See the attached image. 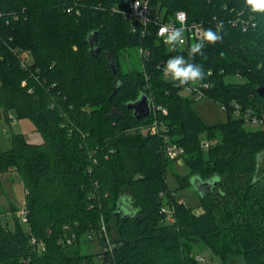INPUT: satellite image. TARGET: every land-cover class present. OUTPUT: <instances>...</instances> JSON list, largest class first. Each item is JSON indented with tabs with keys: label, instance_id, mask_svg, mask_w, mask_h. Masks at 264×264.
<instances>
[{
	"label": "trees",
	"instance_id": "obj_1",
	"mask_svg": "<svg viewBox=\"0 0 264 264\" xmlns=\"http://www.w3.org/2000/svg\"><path fill=\"white\" fill-rule=\"evenodd\" d=\"M149 3L165 18L185 11L217 39L164 43L153 22L145 29L115 11L122 0H0V115L30 118L43 136V143H29L16 134L10 149L0 146V173L14 169L28 192L31 227L26 232L17 217L12 228L0 215V264H200L193 252L201 241L224 261L242 254L246 264H264V129L247 130L232 107L264 115L256 91L264 85V10L248 0ZM95 31L102 49L96 57L88 41ZM134 46L145 51L143 67L127 71L121 57ZM177 57L201 73L195 82L209 85L208 98L229 107L226 121L209 124L183 94L195 82L165 73ZM143 94L167 110L158 114L159 134L137 132L153 121L138 120L128 107ZM164 134L184 148L190 174L178 180L211 182L200 213L168 187L175 160ZM100 220L115 246L99 263L79 243L94 230L104 241ZM66 223L76 245H59ZM31 238L46 244L42 254Z\"/></svg>",
	"mask_w": 264,
	"mask_h": 264
},
{
	"label": "rangeland",
	"instance_id": "obj_2",
	"mask_svg": "<svg viewBox=\"0 0 264 264\" xmlns=\"http://www.w3.org/2000/svg\"><path fill=\"white\" fill-rule=\"evenodd\" d=\"M29 53V52H27ZM176 59V58H174ZM173 59V60H174ZM183 60V59H182ZM121 62L124 68L127 71H131L133 69H142V60H141V52L139 47H130L128 48L121 57ZM184 64L181 65V67ZM230 81L239 80L238 77L231 76L228 77ZM184 95L190 97L189 94L183 92ZM191 98V97H190ZM195 111L198 112L209 124H218L221 121H226L228 115L226 112H223L217 102H214L210 98H204L199 101H195L193 103ZM9 120L6 118L5 113H1L0 115V146L1 150L10 149L12 146V137L16 134L21 135L26 141L29 143H43V136L41 132L35 129L34 123L27 118H14L13 111L8 112ZM13 118V120H12ZM12 120V121H11ZM10 121V122H9ZM246 123V122H245ZM244 127L247 130H260L264 129V127L257 123H246ZM152 122L141 126V129L138 128L137 132L142 131L143 134H152ZM213 132V133H212ZM211 134L217 137L219 132L212 131ZM219 137V136H218ZM216 139H211V142L216 143ZM202 141H209V137L204 134L202 137ZM171 159V158H169ZM175 161L171 162V167L167 170V184L170 191H174L176 193V198L178 200L184 201L185 205L192 208L194 212L200 213L202 210L200 207V197L202 195V191L198 189L196 184V178H191L190 184L181 183L177 174L180 176H185L190 174L189 167L186 165L183 157L179 156L174 159ZM262 163V162H261ZM19 173L14 169L9 171L0 173V215L4 222V224L9 223V225L13 228L15 224V218L18 217V213L23 208H27V191H25L24 182L21 177H19ZM198 182V181H197ZM211 183V182H210ZM166 198V197H165ZM164 198V199H165ZM168 209V208H167ZM28 211V208H27ZM170 213H167V219L170 217ZM20 221L23 223V228L26 232H31V227L28 223V215L25 218H20ZM101 230L104 233V241L100 242V235L97 232L89 231V233H85L80 239V251L83 254H95L96 258L100 263L101 257H104L105 253H110L113 251V247L110 248L109 244H114L113 238L114 233L111 235L107 231V226L105 222L100 220ZM63 234L60 238L61 246H72L76 245V232L72 224L66 223L63 225ZM106 234V235H105ZM36 238H31V243L38 251L39 254H42L45 251L46 244L43 241H36ZM194 254H200L205 257V262L203 264H246V261L242 254H234L231 255L226 261H224L220 255L214 254V252L208 247L206 243L202 241L194 247Z\"/></svg>",
	"mask_w": 264,
	"mask_h": 264
},
{
	"label": "built area",
	"instance_id": "obj_3",
	"mask_svg": "<svg viewBox=\"0 0 264 264\" xmlns=\"http://www.w3.org/2000/svg\"><path fill=\"white\" fill-rule=\"evenodd\" d=\"M122 2L124 6L122 8L119 7L115 11L121 13V15H123L125 19H128L129 21H138L142 23L145 26V29L148 23L153 22L158 27V37H160L164 43H170L172 40H168L167 36L175 35L176 33H179V35L176 36L174 41L180 46H184V44H187L189 40H203L205 38L206 30L204 25L201 22L189 21L185 11H176L168 18H165V11L163 12L161 9H154V7L150 5L149 0H122ZM255 25L256 23L253 22L252 26L254 27ZM162 27L167 28V32L164 34H160V29ZM132 28L133 31H135L136 25L133 24ZM142 33L144 35L146 30H143ZM140 52L145 54V51L142 48H140ZM164 70L167 75L171 74L172 72L168 66H164ZM208 90L209 85L203 82H192L184 85V92L189 94L190 97L196 101L208 98ZM150 102L152 108L151 117H153L151 130L152 134L155 135L161 132L160 129L164 123L161 116L158 115L159 112L161 111L162 114L166 115L168 113L166 108L162 107L161 105L157 106L155 103L153 104L152 100ZM232 107L234 115L237 118L241 117L246 123H259L264 127V115L259 116L255 111H253V109H242L240 104L234 103ZM220 108L223 112L227 113L229 111V107L226 104H220ZM164 138L167 141L165 150L169 158L175 159L183 155L184 148H182V146L175 142H171L167 134H164ZM202 146L205 149H208L210 147V141H202ZM163 212L170 213L171 216L168 217V220L173 222L172 212L166 207L163 208ZM27 213V209L23 208L19 211L18 217L26 219ZM113 246H115V244H109L110 248ZM195 259L200 262V264H203L206 260L205 257L201 256L200 254H195Z\"/></svg>",
	"mask_w": 264,
	"mask_h": 264
},
{
	"label": "water",
	"instance_id": "obj_4",
	"mask_svg": "<svg viewBox=\"0 0 264 264\" xmlns=\"http://www.w3.org/2000/svg\"><path fill=\"white\" fill-rule=\"evenodd\" d=\"M97 33H98V31L91 32L90 34H88V41L90 44V48H89L90 53H91V55H93L95 57L98 56L102 50L100 48L101 46H100L99 41H98V34ZM110 63H111L113 72L116 73L117 69H116V65H115V60L111 57H110ZM256 91L258 92V94L261 97H264V85L257 86ZM114 93H116V91ZM128 107L130 109H133L134 115L138 120H140L142 118L151 117V115H152L151 102H150L149 97L146 94L141 95L140 98L137 99L136 101L130 102L128 104ZM263 173H264V170H263ZM196 184L198 186V189L200 191H202V194L205 191V189L209 188L211 185L209 182L200 183L197 181H196Z\"/></svg>",
	"mask_w": 264,
	"mask_h": 264
},
{
	"label": "clouds",
	"instance_id": "obj_5",
	"mask_svg": "<svg viewBox=\"0 0 264 264\" xmlns=\"http://www.w3.org/2000/svg\"><path fill=\"white\" fill-rule=\"evenodd\" d=\"M248 2L252 5L254 10H264V0H248ZM167 32L166 27H162L160 29V34H164ZM179 35V33H176L175 35L167 36L168 40H174L176 36ZM205 38L209 41H215L217 37L215 34L208 32L205 34ZM183 63L182 58L177 57L174 60H170L168 63V67L171 71L174 72L175 78H182L181 82H187L189 80L197 81L201 77V73L198 70H194L191 66L188 68L181 67ZM215 179H219V177H215Z\"/></svg>",
	"mask_w": 264,
	"mask_h": 264
},
{
	"label": "flooded vegetation",
	"instance_id": "obj_6",
	"mask_svg": "<svg viewBox=\"0 0 264 264\" xmlns=\"http://www.w3.org/2000/svg\"><path fill=\"white\" fill-rule=\"evenodd\" d=\"M264 159V158H263ZM262 167V166H261ZM263 169V168H262Z\"/></svg>",
	"mask_w": 264,
	"mask_h": 264
}]
</instances>
